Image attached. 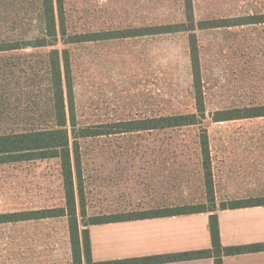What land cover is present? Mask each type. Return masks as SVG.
I'll list each match as a JSON object with an SVG mask.
<instances>
[{
	"label": "rangeland",
	"instance_id": "1",
	"mask_svg": "<svg viewBox=\"0 0 264 264\" xmlns=\"http://www.w3.org/2000/svg\"><path fill=\"white\" fill-rule=\"evenodd\" d=\"M193 3L197 21L229 20V26L195 31L206 116L190 126L80 137L81 228L105 215L214 206L202 166V129L215 211L264 197V116L214 121L212 115L264 106V23L239 24L241 17L264 14V0ZM64 6L69 34L185 20L184 0H64ZM41 12V0H0V43L23 47L0 52V134L44 128L51 119L52 48L69 49L77 129L197 112L189 32L35 47L44 37ZM64 205L59 158L0 164V213ZM93 233L95 240L110 234L106 227ZM71 263L67 217L0 224V264Z\"/></svg>",
	"mask_w": 264,
	"mask_h": 264
},
{
	"label": "trees",
	"instance_id": "2",
	"mask_svg": "<svg viewBox=\"0 0 264 264\" xmlns=\"http://www.w3.org/2000/svg\"><path fill=\"white\" fill-rule=\"evenodd\" d=\"M185 20L177 24L146 26L139 29L109 30L87 34H69L66 28L64 0H41V15L44 37L38 38L35 47L77 44L101 39L150 36L175 32H189L190 56L193 82L196 94V113L163 115L140 120L117 122L106 126L97 125L77 129L73 98V83L68 48H52L48 55V74L50 90L51 119L44 128H34L21 132L0 134V164L29 161L41 158H59L63 178L65 205L18 212L0 213V224L16 223L47 218L67 217L72 250L71 264H154L177 260L214 257L215 264H223L222 258L247 252L264 251V242L250 245L223 246L220 239L219 220L215 211L213 196V178L209 137L206 129L201 133L202 166L205 169V185L209 190V202L206 204L162 209L157 212L144 211L137 214H116L94 217L90 225L110 222L137 220L161 216H174L191 213H210V233L212 248L185 251L175 254H160L147 257H135L118 260L93 261L90 231L87 225L81 228L79 214L85 215L83 189L81 187L80 156L78 139L80 137L101 136L113 133L151 131L174 127L190 126L201 123L206 116V106L201 76V62L196 30L229 26L228 19L200 20L195 18L193 0H184ZM239 24L264 23V14L241 17ZM244 21V22H243ZM231 25V24H230ZM23 48L18 41L0 43V52ZM214 121H228L249 117H263L264 106L252 108L225 109L213 112ZM74 139V147L71 146ZM74 154V158H73ZM74 161V162H73ZM77 192L79 202L77 201ZM264 205V197L236 200V204L225 208H241ZM174 209V210H173Z\"/></svg>",
	"mask_w": 264,
	"mask_h": 264
},
{
	"label": "crops",
	"instance_id": "3",
	"mask_svg": "<svg viewBox=\"0 0 264 264\" xmlns=\"http://www.w3.org/2000/svg\"><path fill=\"white\" fill-rule=\"evenodd\" d=\"M245 199V198H243ZM223 246L264 242V205L217 211ZM210 214L206 212L161 216L91 225L93 261L175 254L212 248ZM107 228V238L94 237L93 229ZM223 264H264V251L227 255ZM154 264H215L214 257Z\"/></svg>",
	"mask_w": 264,
	"mask_h": 264
}]
</instances>
